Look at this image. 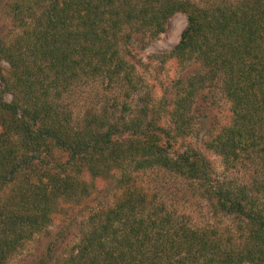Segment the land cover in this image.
Returning a JSON list of instances; mask_svg holds the SVG:
<instances>
[{
    "label": "trees",
    "instance_id": "1",
    "mask_svg": "<svg viewBox=\"0 0 264 264\" xmlns=\"http://www.w3.org/2000/svg\"><path fill=\"white\" fill-rule=\"evenodd\" d=\"M10 7L22 30L11 41L0 32V60L8 64L0 65V186L11 184L0 201V264L72 207L85 209L90 225L61 264H264V0L210 10L188 0H14ZM176 11L185 13L186 27L171 50L155 56L195 60L204 74L192 77L171 110L175 133L167 124L105 114L71 126V112L57 102L60 88L81 75L120 76L123 25L154 38ZM198 82L199 89L219 86L230 103L228 123L203 147L226 166L258 160L262 169L251 182H220L194 144L171 154ZM54 148L66 157L56 158ZM155 167L199 186L238 234L199 230L153 204L133 172ZM98 179L112 185L111 204ZM50 245L37 264L54 260Z\"/></svg>",
    "mask_w": 264,
    "mask_h": 264
},
{
    "label": "rangeland",
    "instance_id": "2",
    "mask_svg": "<svg viewBox=\"0 0 264 264\" xmlns=\"http://www.w3.org/2000/svg\"><path fill=\"white\" fill-rule=\"evenodd\" d=\"M188 1L203 10H210L211 7L234 5L240 0ZM12 2L14 0H0V32L10 41L19 37L22 30L17 26L19 21L16 23L14 19L15 13L10 7ZM186 24L185 13L176 11L167 19L164 31L154 38H150L148 32L142 34L130 25H123L116 38L118 58L122 59L126 70L113 78L105 73L81 75L68 87L60 88L57 102L64 111L71 112L70 125L79 127L84 124L85 117L105 114L109 121L131 123L140 119L143 123L167 124L174 134L177 125L171 110L177 107L179 98L187 94L192 77L204 74V69L195 60L180 62L169 59L162 62L155 54L171 50L178 43ZM0 65L8 67L4 60H0ZM199 87L198 82L192 92L190 107L185 111L188 116L181 126L184 133L179 132L180 137L170 149L171 154L181 151L186 143L194 144L210 160L217 180L231 185L251 182L254 171L262 169L258 160L253 161L254 164L241 160L236 166H226L219 155L203 147L207 136L215 134L228 123L230 103L219 86L209 87L206 84L201 89ZM6 98L9 99V96ZM52 153L60 160L66 157V152L57 148L52 149ZM116 171L119 173L120 168ZM82 172L81 176L86 179V173ZM133 176L136 184L146 190L153 204L163 205L181 223L199 230L215 231L223 238L238 234L232 218L216 214L194 182L158 167L133 172ZM257 176L261 178L260 174ZM96 184L99 194L107 190L109 195L113 191L112 185L106 181L98 179ZM10 187L11 184L0 186V201L10 192ZM108 195L106 202L111 204L113 200ZM94 202L98 206L102 200ZM94 202L87 203V207H93ZM85 213V209L76 207L60 212L46 231L24 242L5 264H37L36 261L45 255L50 244L54 260L47 264H61L65 257L74 252L72 249L81 240L82 228L90 225Z\"/></svg>",
    "mask_w": 264,
    "mask_h": 264
}]
</instances>
